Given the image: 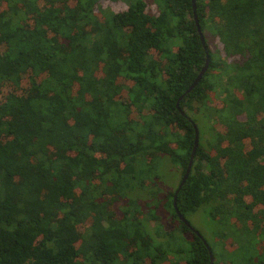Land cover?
Here are the masks:
<instances>
[{
	"label": "trees",
	"instance_id": "obj_1",
	"mask_svg": "<svg viewBox=\"0 0 264 264\" xmlns=\"http://www.w3.org/2000/svg\"><path fill=\"white\" fill-rule=\"evenodd\" d=\"M200 209L264 239V0H0V264H211Z\"/></svg>",
	"mask_w": 264,
	"mask_h": 264
},
{
	"label": "rangeland",
	"instance_id": "obj_2",
	"mask_svg": "<svg viewBox=\"0 0 264 264\" xmlns=\"http://www.w3.org/2000/svg\"><path fill=\"white\" fill-rule=\"evenodd\" d=\"M175 169L171 163L163 162V179L160 182L163 188L174 189L178 186L180 176L179 171ZM187 217L211 245L217 263L252 264L264 259V239L255 232H240L238 227L242 223L238 219H213L206 215L203 209L189 213ZM155 223L156 221H151L152 225Z\"/></svg>",
	"mask_w": 264,
	"mask_h": 264
},
{
	"label": "water",
	"instance_id": "obj_3",
	"mask_svg": "<svg viewBox=\"0 0 264 264\" xmlns=\"http://www.w3.org/2000/svg\"><path fill=\"white\" fill-rule=\"evenodd\" d=\"M194 1V8H195V0ZM199 31L201 33V29L199 27ZM201 38H202V41L205 42V38L203 36V34L201 33ZM209 56H207V60H206V64L205 66L203 67L200 75L197 77V79L193 82V84L189 87V89L187 90V93L190 92L198 83L199 81L202 79L203 75L205 74V72L207 71L208 67H209ZM197 132V136H196V140H195V146H194V149H193V153L191 155V159H190V163H189V166L187 168V171L184 175V177L182 178V183L179 185L178 189H177V193L178 191L181 189L183 183L186 182V180L188 179L189 175H190V172H191V168H192V165H193V161H194V156H195V153H196V150H197V146L199 144V134H198V130H196ZM177 193L176 195L174 196V201H173V204H174V207H175V210L179 216V218L181 220H183L186 224H189L188 220L185 218V216L181 213V211L179 210L178 206H177ZM211 264H214V256L213 254L211 253Z\"/></svg>",
	"mask_w": 264,
	"mask_h": 264
}]
</instances>
